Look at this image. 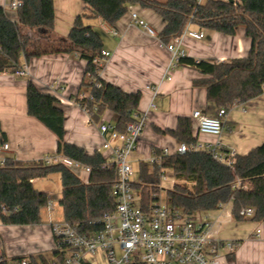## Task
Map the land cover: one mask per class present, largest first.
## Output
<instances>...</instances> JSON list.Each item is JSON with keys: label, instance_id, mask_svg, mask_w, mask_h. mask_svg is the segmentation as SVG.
<instances>
[{"label": "trees", "instance_id": "1", "mask_svg": "<svg viewBox=\"0 0 264 264\" xmlns=\"http://www.w3.org/2000/svg\"><path fill=\"white\" fill-rule=\"evenodd\" d=\"M16 20L10 19L0 7V74L21 69V59L28 64L33 59L51 55H75L85 62L81 87L89 88L85 98L74 103L85 111L89 123L98 124L106 112L114 115V127L124 132L139 114L141 92L125 93L99 77L102 65L101 37L88 24L99 19L112 26L131 5H139L157 14L165 22L157 39L162 45L182 37L193 25L198 30L234 37L243 29L250 48L243 58L223 62H207L180 57L177 64L197 71L202 78L192 82L193 88L206 92L208 103L219 109H232L260 97L264 93V0H82L85 11L77 16L65 39L54 34L53 0H20ZM27 30L31 31L29 35ZM39 38V41H34ZM44 40L45 42H43ZM86 80V81H85ZM27 115L44 126L56 138L58 157L73 160L90 169L86 183L62 165H45L43 160L24 162L7 157L0 160V223L3 226H39L48 197L37 191L33 180L51 175L60 176L61 197L58 204L63 221L80 233H95L100 228L92 222L114 211L111 190L118 179L117 168L99 152L88 154L81 147L65 140V116L59 100L40 91L32 81L26 82ZM159 135L170 136L177 143L195 147L191 119L179 117L174 129H155ZM5 134L0 129V146ZM159 164L139 163V176L133 185L143 203L149 205L152 196L160 194L162 170L171 171L173 187L165 192L166 203L187 215L212 212L231 205L232 218L239 222L240 211L252 208L251 221L264 223V142L246 155H235L228 166L208 151L163 155ZM106 166V167H104ZM5 208L8 214H2ZM58 255L43 253L19 257L28 264H51ZM232 255L227 258L231 259ZM2 257L5 258L2 252Z\"/></svg>", "mask_w": 264, "mask_h": 264}, {"label": "crops", "instance_id": "2", "mask_svg": "<svg viewBox=\"0 0 264 264\" xmlns=\"http://www.w3.org/2000/svg\"><path fill=\"white\" fill-rule=\"evenodd\" d=\"M3 2L4 0H0V7L10 19L16 20V11H7ZM53 3L54 34L65 39L77 16L85 11L86 5L82 0H53ZM128 9L144 20L157 35L165 26L162 18L151 10L139 5H131ZM88 24L101 37L103 51L109 54L102 63L99 77L125 93L139 91L142 94L138 110L145 118L146 125L131 155V164L149 163L154 151L158 150L175 154L180 143L170 136L157 134L155 129H174L179 117L191 119L193 135L197 136L196 147L201 148L199 151L212 145L215 147V154L223 159L233 160L235 155H246L264 142V93L244 105L226 109L220 135L214 138L203 137L197 134L191 113L198 110L206 116L214 117L218 109L208 103L204 89L192 86V82L202 78V75L194 69L178 66L166 45L135 26L128 12L112 26L99 19L90 20ZM187 29L203 34L200 40L185 35L180 37L179 51L195 60L213 63L243 58L250 48V41L245 37L243 29H238L234 37L198 30L193 25ZM27 33L32 34L29 30ZM33 40L36 42L39 38ZM20 66L26 68L25 77L16 76L13 72L0 74V129L5 134V144L0 146V160L12 157L24 162L38 161L53 156L56 152L55 136L27 115L25 91L28 80L40 91L59 100V107L65 116V140L83 148L88 154L97 151L107 159L109 153L102 148L103 138L98 132L97 124L89 123L88 114L74 103L75 98L81 99L89 95V88L81 87L85 62L75 55L60 54L33 59L28 64L22 58ZM238 107L241 110L235 111ZM102 120L114 124V115L106 112ZM51 176L33 180V187L37 190L36 185ZM87 179L88 176L85 180H80L86 183ZM170 189L171 187L168 190ZM37 191L45 193L49 201L51 190L41 186ZM198 216L213 224L211 235L214 239L233 243L232 251L224 247L220 249L218 264H264V223L244 218L242 221H235L230 204ZM18 227L22 226H3L0 223V246L6 259L25 253L29 256L38 253L46 256L52 254L55 243L48 224L26 226L32 227V232L37 230V240L28 244L26 251L11 249L7 241L10 242L13 235L24 233ZM6 248L11 254L6 252ZM229 255H232L231 259L227 258Z\"/></svg>", "mask_w": 264, "mask_h": 264}, {"label": "built area", "instance_id": "3", "mask_svg": "<svg viewBox=\"0 0 264 264\" xmlns=\"http://www.w3.org/2000/svg\"><path fill=\"white\" fill-rule=\"evenodd\" d=\"M195 1L203 3L204 0ZM21 5L20 0H8L10 10L16 11ZM128 13L135 26L150 37L157 38L154 29L136 13L130 9ZM183 35L196 40L203 38L201 32H189L188 29ZM179 43L180 38L166 45L167 51L176 61L184 56L178 49ZM108 57L109 54L102 51L101 58L94 60V63L102 65ZM14 73L16 76L25 77L26 68L17 69ZM225 115L226 109H219L214 117L195 110L191 113V118L196 124L198 135L217 137L222 131ZM134 119L124 132L117 131L108 120L101 119L97 124L98 132L103 138L102 148L109 153L107 161L114 164L118 172V179L111 190L115 208L92 222L93 226L100 229L90 234L80 233L76 227L64 221L54 224L49 220L48 225L55 243L54 250L58 253L51 264H218L220 249L224 247L232 251L234 246L231 242L224 243L212 237V223L199 217V214L187 215L171 208L165 198H161V194L153 195L151 203L146 206L135 191L133 185L137 178L130 159L146 123L140 114L135 115ZM4 149H7L6 145ZM200 149L180 144L175 154ZM203 150L213 153L216 159L228 166L233 163V160L223 159L215 154V147L212 145L205 146ZM162 154L171 155L167 150H163ZM150 161L152 164H159L160 158L155 155V151ZM43 162L45 165H62L78 176H88L90 173L89 168L55 154L45 157ZM163 182H168L166 170H162L161 184ZM169 183L173 185V179ZM45 210L48 213L53 210L49 201ZM1 213L5 215L8 211L1 208ZM253 215L252 208L240 211V216L244 219H251ZM0 264L28 262L8 260L0 255Z\"/></svg>", "mask_w": 264, "mask_h": 264}, {"label": "rangeland", "instance_id": "4", "mask_svg": "<svg viewBox=\"0 0 264 264\" xmlns=\"http://www.w3.org/2000/svg\"><path fill=\"white\" fill-rule=\"evenodd\" d=\"M4 4V8L7 10V11H13V10H10L8 8V0H4L3 2ZM15 12V11H13ZM189 31V30H188ZM189 32H192V31H189ZM187 37V35H185ZM43 42H45L44 40H42ZM240 111L241 108L238 107L236 108L235 111ZM203 137H207V138H214V137H211V136H206V135H202ZM149 164V170H150V167L152 165L151 161L148 163ZM132 166V170L136 176V178L138 179V176H139V163H135L133 162L131 164ZM166 176L168 177V182H163L161 184V187L163 189V192H161V198L164 199L165 197V192L166 190H168L170 187L172 188L173 185L171 186V184H169V181L171 180L172 178V172L171 171H166ZM81 180H85L86 179V175H80L79 176ZM60 178L58 175H54V176H51L49 179H46V180H41V182H39L37 185H36V188L37 190L41 189V186H45L47 188V190H51L50 193H49V203H51V206L53 207V210L48 213L46 210H43L42 212V224L41 225H47L48 224V221L50 220L51 222H53L54 224H61L62 221H63V216H62V210L58 204V200H59V197H60V190H61V187H60ZM19 228V227H18ZM20 230H22L24 233L22 234H19V235H16V236H12L11 238V241H7V244L9 245V247H11V249H14L15 251H17L18 249H20L21 251L23 249H25L24 251H26V247L28 246V244H32L34 243L36 240H37V237H38V233H37V230L35 231V229L33 230L34 232H32V227H20L19 228ZM7 244H6V247H7ZM8 248V247H7ZM6 248V252L8 254H11V251ZM2 249H1V246H0V255H2ZM46 254H49V251H46L45 252ZM28 253H25V255H22V256H17L13 259H10V260H14V259H17L19 257H28L29 255H27ZM13 255V254H12ZM50 255V254H49Z\"/></svg>", "mask_w": 264, "mask_h": 264}]
</instances>
